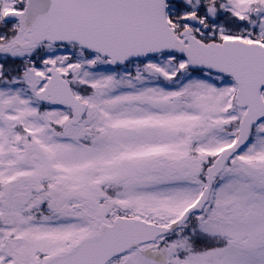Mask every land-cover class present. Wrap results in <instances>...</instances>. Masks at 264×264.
Masks as SVG:
<instances>
[{
  "label": "snow or ice",
  "instance_id": "1",
  "mask_svg": "<svg viewBox=\"0 0 264 264\" xmlns=\"http://www.w3.org/2000/svg\"><path fill=\"white\" fill-rule=\"evenodd\" d=\"M0 264H264V0H0Z\"/></svg>",
  "mask_w": 264,
  "mask_h": 264
}]
</instances>
